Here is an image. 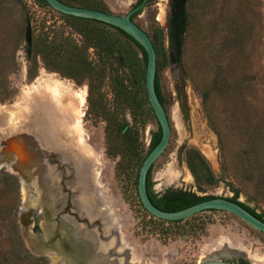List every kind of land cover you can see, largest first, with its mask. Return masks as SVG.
I'll return each instance as SVG.
<instances>
[{
    "label": "rangeland",
    "instance_id": "rangeland-1",
    "mask_svg": "<svg viewBox=\"0 0 264 264\" xmlns=\"http://www.w3.org/2000/svg\"><path fill=\"white\" fill-rule=\"evenodd\" d=\"M100 1L108 11L125 15L139 0ZM248 9H252L253 16ZM189 10L192 22L182 62L171 60L166 35L170 0L148 3L136 18L149 33L156 27L165 30L167 56L160 72V83L172 134L166 151L153 167L154 189L163 192L168 188H184L202 195L228 197L234 195L231 190L234 186L242 190L241 201L264 214V0H190ZM250 18L254 19L253 31L246 36L248 43L245 45L244 20ZM28 19L32 23L33 39L45 36L50 25L51 35L56 34L63 23L54 8L42 7L36 0H0V132L6 135L7 131L21 125L29 127L42 121L52 126L64 122L73 127L74 134L81 138L83 156L95 162L96 182L101 185L96 184L89 202L93 201L97 214L108 225L111 222L118 227L115 235L120 237L121 263L197 264L210 257H219L238 263L244 258L251 264H264V233L231 212L207 210L180 224H160L151 218L138 195L137 167L133 171L128 165L118 167L122 161L128 163L131 154L122 150L115 138L106 141L109 114L102 113L97 104L103 93L110 112L117 107L118 100L109 84L106 82L100 93L90 96L88 77L77 79L47 68L40 51L33 49L29 57L25 40ZM132 46L143 59V53L133 43ZM228 49L233 50L230 56ZM244 50L251 53L247 72L254 75L246 104L243 97L233 92L225 97L213 94L211 100L212 116L225 137L222 152L198 89L216 82L219 87H225L223 82L239 78L244 73ZM90 52L91 58L94 57V50ZM230 61L237 66L234 71L226 70ZM183 83L191 107L190 129L181 120L179 89ZM5 85L12 93L9 99H4ZM119 108L118 118L124 112L133 124L132 106L128 103ZM148 118L145 129H141L144 154L150 147L153 132L158 129L157 120L151 115ZM109 124L112 130L115 124ZM244 125L248 127L245 134ZM250 135L256 140L253 152L249 148ZM183 141L187 142L184 171L177 162V150ZM191 147L200 149L208 158L219 178L214 186L199 190L186 162V150ZM248 156L251 157L248 159ZM3 174L13 176L17 183L18 178L0 165V206L11 211L8 218H16L17 230L9 219V223L7 220L0 222V264H33L14 258V242L23 254L28 251L31 257H37L36 264H51L50 257L32 251L19 221L23 201L26 204L28 201L26 191L20 182L17 189L11 187V183L6 185ZM250 177L253 179H248ZM102 206L106 209L102 210Z\"/></svg>",
    "mask_w": 264,
    "mask_h": 264
},
{
    "label": "trees",
    "instance_id": "trees-1",
    "mask_svg": "<svg viewBox=\"0 0 264 264\" xmlns=\"http://www.w3.org/2000/svg\"><path fill=\"white\" fill-rule=\"evenodd\" d=\"M38 4L42 7H50L47 0H36ZM62 2L79 7L93 8L97 10H102L110 12L105 9L104 4L100 0H61ZM142 0L137 2L140 3ZM154 0H148V3ZM147 3V4H148ZM171 12L168 17L169 28L167 29L166 35L168 36L171 50V60L174 62H182L186 39L190 30L192 15L189 10L190 0H170ZM135 4V6L137 5ZM134 7V6H133ZM53 9V8H52ZM55 10V9H54ZM59 16L63 19L61 30L56 34L51 35V29L48 26L46 35L33 39V49L40 51L43 56L45 65L47 68L58 71L68 77L82 78L88 77L90 80V96L95 94V92L100 93L106 82L109 84L111 91L118 101H116V108L113 112L107 108L105 103V96L103 93L99 95V103L97 104L98 109L102 113H107L109 116L107 120L106 128V141L115 138L118 141L119 146L122 150L127 151L131 154V160L126 163L124 161L118 163V167H137V185L139 180V173L142 164L148 154L154 149V147L159 143L162 138V129L157 120L154 109L150 103L147 87H146V75L148 66V56L143 48L132 36L127 34L124 30L109 23L90 19L77 17L69 14H65L55 10ZM143 10L135 13L132 16L134 22L141 26L136 18L142 13ZM247 12L250 16H253L252 9H248ZM247 19V18H246ZM244 20V44L247 45L245 41L246 36H248L253 31V18L249 20ZM142 27V26H141ZM143 28V27H142ZM55 31V30H54ZM152 42L155 46L157 53V77H156V88L160 100L162 101L166 111L167 103L164 98L162 87L160 83V72L163 69L164 62L167 56L165 47V30L162 27H156L153 33H149ZM79 36V37H78ZM132 43L143 53V59L139 57V52L133 50ZM91 49L94 50V57L91 58ZM233 51V50H232ZM228 49L227 53L230 56L232 52ZM251 53L244 50V73L239 76L234 81L229 80L225 83V87H219V83H214L210 87L205 86L202 89H198L206 111L208 120L213 131L217 134L219 139V145L222 152L225 150V137L220 132L213 116H212V104L213 94H219L228 96L229 92L238 94L240 97L244 98V104H246L247 95L251 93L252 81L254 75L247 72L249 57ZM236 64L233 61L228 62L226 65V70L234 71ZM33 75V74H31ZM32 77V76H31ZM217 84V85H216ZM227 86V87H226ZM4 99L11 98L12 93L8 91V86H4ZM132 106V119L134 123L131 124L129 120L123 115L118 118L120 112L119 107L122 104ZM118 112V113H117ZM117 113V114H116ZM168 113V111H167ZM101 115V114H100ZM154 117L158 122V129L153 132L152 140L147 153H143L145 147L143 141H141V129H145L147 122H149L148 117ZM169 116V114H168ZM170 118V117H169ZM109 122L115 124L113 129L110 130ZM245 129H248L244 125ZM242 128V129H243ZM249 148L253 152V146L256 145L255 136H248ZM251 156H248V159ZM186 162L187 165L195 178L199 190L208 188L209 186H214L218 183L219 178L215 174L208 158L203 154V152L196 148L191 147L186 150ZM153 167L150 169L147 178V188L149 196L152 202L160 209L164 211H178L185 209L194 204L208 200L211 198L218 197L211 194H199L196 191L184 188H168L163 192H157L154 189V182L152 171ZM3 179L11 185L14 189H17V180L7 174H3ZM253 179V178H248ZM256 182H259L256 180ZM256 186H260L256 185ZM138 189V186H137ZM231 190L234 192L233 196H228L229 200L239 203L246 209L251 211L257 217L264 219V214L259 213L255 208L246 204L240 200V195L242 193L241 188H235L231 186ZM139 195V193H138ZM140 198V196H139ZM141 201V200H140ZM142 203V202H141ZM143 205V204H142ZM145 208V207H144ZM148 212V210H146ZM214 211V210H211ZM11 211H6L5 208L0 206V222L8 219L11 225L17 230L16 218H8ZM155 222L160 224L164 223H176L180 224L188 220H165L155 217L153 214L148 212ZM7 216V218H5ZM193 216L192 218H194ZM5 222V223H6ZM9 223V222H8ZM18 242H21L18 238ZM27 251V250H26ZM12 253L15 259H19L22 262H30L36 264L39 259L31 257L30 253L27 251L25 254L22 253V249L17 245L12 247ZM238 264H251L248 260L242 258Z\"/></svg>",
    "mask_w": 264,
    "mask_h": 264
},
{
    "label": "flooded vegetation",
    "instance_id": "flooded-vegetation-1",
    "mask_svg": "<svg viewBox=\"0 0 264 264\" xmlns=\"http://www.w3.org/2000/svg\"><path fill=\"white\" fill-rule=\"evenodd\" d=\"M58 123L52 126L42 121L29 127L21 125L6 135L0 132V145L12 136L20 145L23 159L18 164L19 156L13 153L12 163L21 170L15 172L8 163L2 166L15 174L28 195L22 212L30 210L27 220L30 229L34 235L44 236L36 240L35 248L44 252L39 255L50 257L51 264H96L99 243L104 242L108 257L118 261L121 258L120 237L115 235L118 227L111 222L108 225L97 214L93 201L89 202L98 184L95 162L83 156L81 138L74 134L73 127ZM6 147L0 146V158H4Z\"/></svg>",
    "mask_w": 264,
    "mask_h": 264
},
{
    "label": "water",
    "instance_id": "water-1",
    "mask_svg": "<svg viewBox=\"0 0 264 264\" xmlns=\"http://www.w3.org/2000/svg\"><path fill=\"white\" fill-rule=\"evenodd\" d=\"M47 2L50 4L52 8H54L59 12L77 17L100 20L121 28L127 34L132 36L141 46H143V48L147 53L148 66H147V75H146V87H147L150 103L154 109L157 120L162 129V138L144 160L139 173L138 193L140 196V200L143 206L146 208V210H148L151 214H153L157 218L171 220V221L184 220L207 210H224L235 214L236 216L240 217L243 221H245L255 229L260 230L264 233V219L257 217L255 214H253L251 211L246 209L244 206L240 205L237 202L229 200L226 197L218 196L215 198L204 200L185 209L170 212L158 208L152 202L149 196L148 188H147L148 174L152 166L155 164V162L166 151L171 140L172 127L168 113L162 101L160 100L156 88L157 53L155 46L148 32L144 28L139 26L136 22H134V20L132 19V16L135 13L143 10L146 7L148 0H142L136 6L131 8L125 15H118L112 12H106L93 8L73 6L62 2L61 0H47ZM168 28H169V24H168ZM25 40H26V48H27L28 56L31 57L33 53V28H32V23L29 19L26 27ZM179 104L182 113L181 120L184 122L186 128L190 129L192 127V122H190L192 114L189 103V96L185 87L183 88L182 92L179 91ZM1 145L2 146L6 145L7 147L4 148L5 150L2 154L5 155L4 158H0V165H3L4 163H8L15 172L21 170L19 167L15 166L14 163H12L14 162L13 160H15L13 153L19 156L20 161H18V164L23 159L21 153L18 152L17 150V147L20 146L17 138L12 136L9 138L8 141L7 140L3 141ZM186 147H187V142L183 141L177 150L178 166L183 171L185 170L184 154ZM30 215H31L30 210L26 209L24 213L22 212V215L20 214L19 221L23 225V228L26 232V236L29 245L32 248V251H34L36 254H42L44 253L43 251L36 250L35 242L37 239L41 240L42 238H44V236L42 233L38 235L33 234L32 230L30 229V221L27 222V220L30 219ZM46 251L47 250H45V252ZM197 264H237V263L228 259H222L219 257H210L208 259L202 260Z\"/></svg>",
    "mask_w": 264,
    "mask_h": 264
},
{
    "label": "bare ground",
    "instance_id": "bare-ground-1",
    "mask_svg": "<svg viewBox=\"0 0 264 264\" xmlns=\"http://www.w3.org/2000/svg\"><path fill=\"white\" fill-rule=\"evenodd\" d=\"M57 90H55L56 92ZM54 92V93H55ZM64 117V116H63ZM57 118V116H56ZM60 119H61V116H60ZM60 119H58L57 121H60ZM66 119V118H65ZM69 119V118H68ZM71 121V120H70ZM61 123V122H60ZM72 123V121H71ZM55 124V123H54ZM59 124V123H58ZM65 124V123H64ZM68 124V123H67ZM61 126V125H60ZM62 127V126H61ZM65 127V126H64ZM62 127V128H64ZM68 127V126H67ZM70 127V126H69ZM68 127V128H69ZM67 128V129H68ZM66 130V129H65ZM70 130V129H69ZM189 173V172H188ZM190 174V173H189ZM99 257L97 258L96 260V264H121L120 263V260L118 261H114L113 258H109L108 255L106 254V251H107V245L105 246L103 243H99Z\"/></svg>",
    "mask_w": 264,
    "mask_h": 264
}]
</instances>
